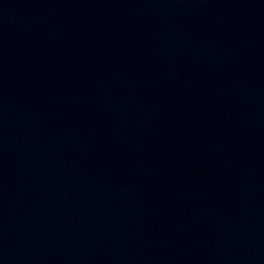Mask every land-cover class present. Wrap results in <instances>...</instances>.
I'll list each match as a JSON object with an SVG mask.
<instances>
[{"label":"water","instance_id":"obj_1","mask_svg":"<svg viewBox=\"0 0 264 264\" xmlns=\"http://www.w3.org/2000/svg\"><path fill=\"white\" fill-rule=\"evenodd\" d=\"M0 264H264V0H0Z\"/></svg>","mask_w":264,"mask_h":264}]
</instances>
